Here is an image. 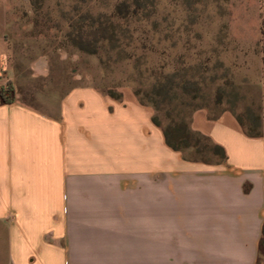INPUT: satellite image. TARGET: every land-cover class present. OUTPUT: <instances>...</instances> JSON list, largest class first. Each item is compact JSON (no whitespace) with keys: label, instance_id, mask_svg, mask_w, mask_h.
I'll return each mask as SVG.
<instances>
[{"label":"crops","instance_id":"obj_1","mask_svg":"<svg viewBox=\"0 0 264 264\" xmlns=\"http://www.w3.org/2000/svg\"><path fill=\"white\" fill-rule=\"evenodd\" d=\"M116 95L76 86L50 113L0 102V264H257L264 137L197 110L191 130L226 160L191 161L130 88Z\"/></svg>","mask_w":264,"mask_h":264},{"label":"rangeland","instance_id":"obj_2","mask_svg":"<svg viewBox=\"0 0 264 264\" xmlns=\"http://www.w3.org/2000/svg\"><path fill=\"white\" fill-rule=\"evenodd\" d=\"M3 1L0 85L11 84L15 100L50 113L76 86L114 94L127 87L162 128L188 123L200 108L230 112L244 131L264 137V0ZM98 20L121 25L115 47L79 52L71 25L86 34Z\"/></svg>","mask_w":264,"mask_h":264},{"label":"trees","instance_id":"obj_3","mask_svg":"<svg viewBox=\"0 0 264 264\" xmlns=\"http://www.w3.org/2000/svg\"><path fill=\"white\" fill-rule=\"evenodd\" d=\"M138 7L139 6L136 4L132 14H137ZM91 25L92 26L89 28V33L86 34H83L81 29L77 28V24L71 25L72 34H70L68 39L74 48L84 54L96 55L98 53V48L103 47L105 43L115 47L114 45L117 43V36L121 29V25L119 23H107L105 20H98ZM108 95L112 98H118V95L111 92H109ZM14 101L15 92L12 85L7 84L5 87H1L0 102L3 104H12ZM140 103L142 105L148 106L146 103ZM197 110L204 109H195L192 111L191 115ZM210 117L214 118L216 116L210 115ZM236 121L243 129L242 124L237 119ZM152 123L156 127L162 129L167 147L175 152L184 154V156L189 160L205 164H220L226 160V154L222 147L212 143L207 137L191 130L190 119L188 123L180 120L179 122L172 124V126H167L165 128H162L160 122L155 117L152 118ZM244 133L250 138L261 137L260 135L253 134L248 130L244 131ZM186 153H190L192 155L186 156ZM203 155L205 157H203ZM207 158H214L216 161L211 162ZM262 256H264V224L262 227V234L259 243L257 264L259 263Z\"/></svg>","mask_w":264,"mask_h":264}]
</instances>
